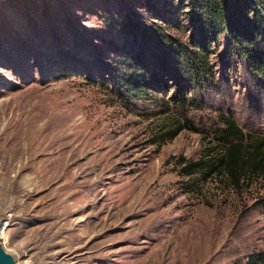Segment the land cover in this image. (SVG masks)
I'll list each match as a JSON object with an SVG mask.
<instances>
[{"label": "rangeland", "instance_id": "1", "mask_svg": "<svg viewBox=\"0 0 264 264\" xmlns=\"http://www.w3.org/2000/svg\"><path fill=\"white\" fill-rule=\"evenodd\" d=\"M187 10L0 0V245L15 264H247L264 251L262 179L235 189L216 174L179 176L226 118L264 139V82L224 35L208 52L212 82L184 88L201 105L170 102L175 89L135 29L189 42ZM122 76L140 79L138 97ZM181 119L196 131L165 141ZM60 152L79 154L63 164Z\"/></svg>", "mask_w": 264, "mask_h": 264}, {"label": "trees", "instance_id": "2", "mask_svg": "<svg viewBox=\"0 0 264 264\" xmlns=\"http://www.w3.org/2000/svg\"><path fill=\"white\" fill-rule=\"evenodd\" d=\"M187 11L188 21L194 28L189 42L158 35L150 29H135L141 41L139 45L148 48L156 70L160 72L155 75L170 79L171 87L175 89L170 102L183 109L201 105L195 96L200 94L205 83L212 82L208 52L221 35L226 36L248 70L264 82V44L259 51L255 43L260 32L264 39V1L188 0ZM120 82L138 97L139 88L143 86L139 78L122 76ZM185 86L187 89L193 86L196 93L188 90L187 94ZM223 125L212 131L216 143L211 146L209 143L197 160L185 162L180 159L183 166L179 176L205 181L216 174L235 189L251 178H260L264 182V139L244 135L228 118L223 120ZM184 129L196 131L187 120L181 119L166 132L165 141H170ZM247 264H264V251L250 255Z\"/></svg>", "mask_w": 264, "mask_h": 264}, {"label": "bare ground", "instance_id": "3", "mask_svg": "<svg viewBox=\"0 0 264 264\" xmlns=\"http://www.w3.org/2000/svg\"><path fill=\"white\" fill-rule=\"evenodd\" d=\"M39 150H34V152H33V154H35V153H39L38 152ZM46 152V151H45ZM42 153V152H41ZM45 154V153H44ZM79 153H77V154H74V155H72V156H70L69 158H67V156H65V154L63 153V152H60V154L58 155V158L56 159V160H58L60 163H63V164H67V162L69 161V160H71L74 156L76 157L77 155H78ZM67 159V160H66ZM48 161V160H47ZM55 165V164H54ZM62 166H60V167H58V168H61ZM53 167H52V165L50 166V167H48V169L47 170H45V173L46 174H50L51 175V177L53 176V175H56V173H52V171H53ZM4 228V227H3ZM3 228H0V232L3 230ZM5 229V228H4ZM3 234V233H2Z\"/></svg>", "mask_w": 264, "mask_h": 264}, {"label": "water", "instance_id": "4", "mask_svg": "<svg viewBox=\"0 0 264 264\" xmlns=\"http://www.w3.org/2000/svg\"><path fill=\"white\" fill-rule=\"evenodd\" d=\"M0 264H15L9 254H7L0 245Z\"/></svg>", "mask_w": 264, "mask_h": 264}]
</instances>
